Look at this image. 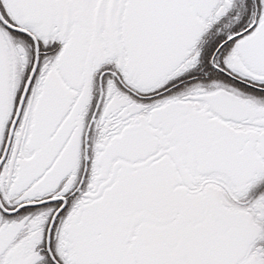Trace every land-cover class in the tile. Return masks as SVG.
Listing matches in <instances>:
<instances>
[{
    "label": "snow or ice",
    "instance_id": "6c2138e0",
    "mask_svg": "<svg viewBox=\"0 0 264 264\" xmlns=\"http://www.w3.org/2000/svg\"><path fill=\"white\" fill-rule=\"evenodd\" d=\"M0 264H264V0H0Z\"/></svg>",
    "mask_w": 264,
    "mask_h": 264
}]
</instances>
